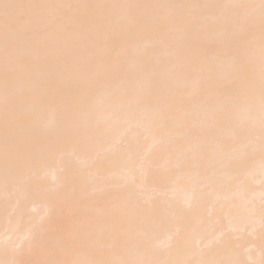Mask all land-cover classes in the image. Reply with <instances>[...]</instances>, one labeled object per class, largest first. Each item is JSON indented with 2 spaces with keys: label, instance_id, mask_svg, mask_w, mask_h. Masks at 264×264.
I'll return each instance as SVG.
<instances>
[{
  "label": "snow or ice",
  "instance_id": "obj_1",
  "mask_svg": "<svg viewBox=\"0 0 264 264\" xmlns=\"http://www.w3.org/2000/svg\"><path fill=\"white\" fill-rule=\"evenodd\" d=\"M214 32L205 43L209 25ZM258 34V41H257ZM163 48L164 55L151 59ZM79 92L60 129L38 123L50 96ZM135 122L160 133L179 164L208 181L258 139L264 159V0L258 4H47L0 0V153L5 169L34 162L59 136ZM99 127V124H97ZM225 130L228 134L225 135ZM135 184L136 177H130ZM82 211L25 238L32 259L0 264H231L144 258L147 214ZM23 243V241L21 242ZM14 257L21 246L12 248Z\"/></svg>",
  "mask_w": 264,
  "mask_h": 264
},
{
  "label": "bare ground",
  "instance_id": "obj_2",
  "mask_svg": "<svg viewBox=\"0 0 264 264\" xmlns=\"http://www.w3.org/2000/svg\"><path fill=\"white\" fill-rule=\"evenodd\" d=\"M47 4H258L259 0H20ZM205 43L214 32L210 16ZM257 34V41H258ZM157 49L151 59L162 57ZM80 93L50 96L38 116L49 134L63 127ZM98 108L84 122L86 135L59 136L33 163L6 171L0 153V260L32 259L25 238L38 224L55 228L82 211L107 227L106 214L122 211L149 218L144 258L214 259L264 264V159L258 139L234 154L232 168L208 181L203 170L179 164L166 137L147 134L135 122L105 126ZM99 124V127H97ZM225 135L228 131L225 130ZM136 177V183L130 177ZM23 241V243H21ZM21 246L14 257L12 248Z\"/></svg>",
  "mask_w": 264,
  "mask_h": 264
}]
</instances>
